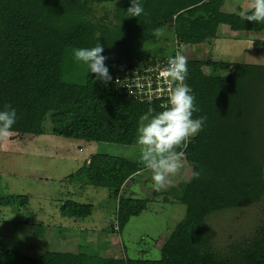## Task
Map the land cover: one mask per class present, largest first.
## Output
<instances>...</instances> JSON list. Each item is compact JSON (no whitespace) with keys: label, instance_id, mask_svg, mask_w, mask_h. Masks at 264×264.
Returning <instances> with one entry per match:
<instances>
[{"label":"trees","instance_id":"1","mask_svg":"<svg viewBox=\"0 0 264 264\" xmlns=\"http://www.w3.org/2000/svg\"><path fill=\"white\" fill-rule=\"evenodd\" d=\"M106 2L115 3L112 13L96 17L94 6ZM140 3L144 13L127 17L130 0H0V110L5 104L15 108L16 137L44 134V122L50 118L48 130L54 135L137 145L141 116L149 107L160 111L161 104L129 96L114 76L125 66L134 72L175 54L174 46L161 56L150 54L145 42L156 38L154 29L168 26L185 46L218 38L221 24L235 33L231 39L253 45L264 40V24L240 18L247 10L243 3L236 12L227 0ZM97 42L104 46L102 55L112 77L107 85L73 58L74 48H91ZM187 60L185 82L199 109L193 117L206 116V121L185 150V160L192 170L202 171L198 179L190 174L186 178L179 198L185 217L157 239L160 258L105 257L84 249L31 255L0 245V264H264V221L222 248L213 246L207 225L212 214L252 206L264 198V64L212 57ZM136 171L133 166L94 161L87 178L118 197ZM176 191L174 185L169 188L174 196ZM146 201L120 196L119 221L139 214ZM92 208L66 200L60 212L83 219Z\"/></svg>","mask_w":264,"mask_h":264},{"label":"rangeland","instance_id":"2","mask_svg":"<svg viewBox=\"0 0 264 264\" xmlns=\"http://www.w3.org/2000/svg\"><path fill=\"white\" fill-rule=\"evenodd\" d=\"M227 2L234 12L240 4L247 8L249 3ZM103 4L94 6L96 17L112 13L114 8L100 7ZM160 28L164 29L162 36L145 42L152 56L170 52L174 46L181 48L188 59L207 60L214 55L226 62L264 64V40L253 45L231 39L229 36L235 33L225 24L219 26L218 38L186 46L175 40L171 28ZM110 58L113 60V56ZM50 124L48 118L44 134L25 139L13 134L9 140L0 141V245L31 255L84 249L90 255L159 259L157 239L185 217V205L179 198L190 164L185 160V168L172 178L171 185L157 192L151 187V172L140 162L138 145L66 138L51 134ZM94 161L133 166L137 171L117 197L111 189L90 184L87 171ZM172 185L177 188L175 196L169 192ZM120 196L147 200L145 208L121 222L117 216ZM66 200L91 204L90 215L83 219L62 216L60 207ZM262 221L264 198L252 206L212 214L207 225L213 246L222 248L231 240L249 235Z\"/></svg>","mask_w":264,"mask_h":264},{"label":"clouds","instance_id":"3","mask_svg":"<svg viewBox=\"0 0 264 264\" xmlns=\"http://www.w3.org/2000/svg\"><path fill=\"white\" fill-rule=\"evenodd\" d=\"M115 6L112 3L100 5L109 10ZM143 13L144 8L140 0H130V6L126 10L127 17H140ZM240 18L264 24V0H249L247 10L240 13ZM153 34L160 37L164 34V29H154ZM97 37L99 38V33ZM103 51L104 46L97 42L91 48H74L73 58L86 65L90 73L95 74L96 79L107 85L112 77L105 64ZM187 64V57L179 50L174 56L166 58V65L160 73L161 77L170 81L166 90V103L160 106V111L149 107L147 114L141 116V123L137 128L139 159L151 172V187L157 192L171 185L172 178L185 168V150L192 138L202 130L206 121V116L193 117V113L199 109L196 107L191 87L185 82L188 76ZM16 119L15 108L5 104L0 110V141L12 137ZM188 171L190 178L198 179L202 170H192V166L189 165Z\"/></svg>","mask_w":264,"mask_h":264},{"label":"built area","instance_id":"4","mask_svg":"<svg viewBox=\"0 0 264 264\" xmlns=\"http://www.w3.org/2000/svg\"><path fill=\"white\" fill-rule=\"evenodd\" d=\"M177 50L181 51V48L175 49V53ZM165 65L166 62L142 66L134 72H130L125 66L121 73L114 76V82L138 101H159L162 105L166 103V90L170 83L160 76ZM138 85H142V87H138Z\"/></svg>","mask_w":264,"mask_h":264},{"label":"crops","instance_id":"5","mask_svg":"<svg viewBox=\"0 0 264 264\" xmlns=\"http://www.w3.org/2000/svg\"><path fill=\"white\" fill-rule=\"evenodd\" d=\"M212 57H213L214 60H220V59H216V58H214V57H215L214 55H213ZM128 182H129V180H128ZM128 182H127V183H128ZM127 183H126V184H127ZM112 257H114V256H112Z\"/></svg>","mask_w":264,"mask_h":264}]
</instances>
